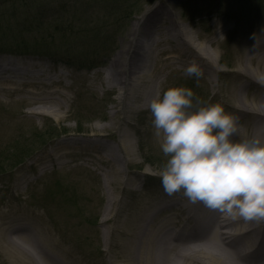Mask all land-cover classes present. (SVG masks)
Returning <instances> with one entry per match:
<instances>
[{
  "label": "rangeland",
  "instance_id": "1",
  "mask_svg": "<svg viewBox=\"0 0 264 264\" xmlns=\"http://www.w3.org/2000/svg\"><path fill=\"white\" fill-rule=\"evenodd\" d=\"M158 1L0 0V50L25 52V56L12 53L0 57L35 59L37 65L45 64L44 79L58 76L51 82V90H57L51 101L62 102L63 94L68 98L64 118L37 119L26 114L29 101H17L14 90L0 89V124L8 131L0 140V205L35 214L39 230L59 243L72 259H78L72 264H118L115 255L121 248L117 239L120 232L116 231L135 228L141 222L135 220L140 208L155 201L165 202L163 196L168 197L159 176L168 158L153 135L152 116L147 108L152 86L155 98L169 87L189 86L195 94L194 107L220 104L212 75L202 72L199 79L187 77L184 69L175 65L159 70L157 63L162 56L150 66L155 75L144 81L142 96L133 106L135 111L124 108L134 96L132 88H127L128 96L119 103L118 88L103 82V69L125 47L134 24ZM256 2L260 14L241 15L245 20L238 23L227 20V15L236 10L231 5H242V0H172L167 4L175 22L197 31L200 39L217 37L208 50L218 61V70L226 73L237 68V58L244 56L250 42L264 37V0ZM220 27L224 32L219 34ZM33 44L38 45L37 50L26 47ZM34 69L37 71L38 66ZM216 81L223 86L225 80L220 77ZM120 104L122 114H116L112 131L106 130L114 136L103 139L105 145L115 147L118 129L128 132L134 155L125 166L113 164L120 173L111 176L112 162L102 161L79 147L63 152L56 161L45 158L60 140L92 137L98 132L97 127L111 122V114ZM10 112L17 123L7 129L3 121H7L5 117ZM107 178L113 181L110 185ZM123 179L127 181L121 185ZM109 199L112 215L111 211L105 212ZM187 212L184 208L183 216L177 219L186 223ZM166 216H172V212L167 211ZM106 217L110 220L104 221ZM128 217L131 220L125 229ZM108 231L112 232L109 239ZM22 256L25 257L23 253ZM23 260L15 257L11 262L0 249V264H25Z\"/></svg>",
  "mask_w": 264,
  "mask_h": 264
},
{
  "label": "bare ground",
  "instance_id": "2",
  "mask_svg": "<svg viewBox=\"0 0 264 264\" xmlns=\"http://www.w3.org/2000/svg\"><path fill=\"white\" fill-rule=\"evenodd\" d=\"M171 2L172 0H159L134 24L125 47L103 69V82L108 81L118 88L119 103L122 102V97L128 96L127 88L133 89L134 96L124 105L125 109L132 112L135 111L133 106L136 101L142 96L144 81L155 75L153 72L151 74L150 66L160 56L161 62L157 63L160 65L159 70L174 65L178 69H185L195 62L202 72L214 77L213 87L218 88L216 96L225 112L237 115L238 131L233 140L259 137L264 142V37L249 43L244 56L237 58L236 69L223 73L218 70L215 56L208 50L217 37L202 40L197 31L192 32L183 24L175 22L169 12L170 5L167 4ZM221 28L218 29L219 34L224 32ZM37 64L35 59L0 57V89L6 91L14 87L13 94H16L17 101H29L28 113L37 119L45 116L62 119L68 98L63 94L62 102L51 101L57 93L56 89L51 90V82L58 76L44 79L47 77L46 66ZM36 66L37 71L34 69ZM161 73H157L155 79ZM220 77L225 80L223 86L216 81ZM155 82L158 83L157 80ZM152 87L149 90V102L155 98L154 85ZM117 113L122 114L121 104L111 114V122L97 127L98 132L93 133L92 137L75 139L76 143L72 139L60 140L45 158L50 157L56 161L63 152L79 147L85 153L92 152L102 161L112 162L111 176L120 173V169H113V164L125 166L134 155L128 132L118 129L115 147L103 142V139L114 136L113 132L106 130L113 128ZM7 114V121L3 122L7 123V129H11L17 122L11 115L12 112ZM7 132L4 125L0 124V140ZM110 178L106 180L109 185L113 182ZM126 181L127 179H123L120 184L124 185ZM123 191L125 187H122ZM176 196L175 199L172 195L168 201H155L154 204L140 208L135 220L137 218L141 222L122 233L119 230L117 239L121 250L115 255L119 259L118 264H264V222L232 221L200 202L193 203L192 212L187 198H183L180 193ZM111 203L109 199L106 213L111 211ZM184 208H188L186 223L177 219L183 216ZM167 211H171L172 216L167 217ZM112 213L113 210L111 215ZM158 217L162 219L156 221ZM108 219L110 220L106 217L104 221ZM130 220L129 217L126 219L125 229ZM111 234V231L107 232V239ZM191 236L195 238H190ZM51 244L52 241L33 223L9 220L7 215L0 214V249L8 255L11 262L19 257L20 260L24 259L22 262L25 264H62L57 259L59 254H53L48 248Z\"/></svg>",
  "mask_w": 264,
  "mask_h": 264
},
{
  "label": "clouds",
  "instance_id": "3",
  "mask_svg": "<svg viewBox=\"0 0 264 264\" xmlns=\"http://www.w3.org/2000/svg\"><path fill=\"white\" fill-rule=\"evenodd\" d=\"M184 74L203 75L195 62ZM194 96L190 88L169 87L148 104L153 135L168 158L159 171L164 192L182 193L232 221L264 222V142L233 140L236 117L218 103L194 107Z\"/></svg>",
  "mask_w": 264,
  "mask_h": 264
},
{
  "label": "trees",
  "instance_id": "4",
  "mask_svg": "<svg viewBox=\"0 0 264 264\" xmlns=\"http://www.w3.org/2000/svg\"><path fill=\"white\" fill-rule=\"evenodd\" d=\"M241 1V0H238ZM244 2V4L242 5H238V7L236 8V11H234L233 16L234 17H238L241 14H247V15H256V14H260V5L256 2V0H242ZM27 48H31V49H38V45L37 44H33V47L30 45L29 47L26 46ZM26 50V49H25Z\"/></svg>",
  "mask_w": 264,
  "mask_h": 264
}]
</instances>
